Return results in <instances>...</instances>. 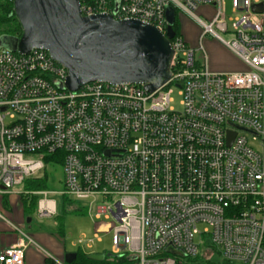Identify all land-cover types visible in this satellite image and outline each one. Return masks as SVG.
Instances as JSON below:
<instances>
[{
  "label": "built area",
  "instance_id": "obj_1",
  "mask_svg": "<svg viewBox=\"0 0 264 264\" xmlns=\"http://www.w3.org/2000/svg\"><path fill=\"white\" fill-rule=\"evenodd\" d=\"M201 5L214 7L208 22L195 14ZM79 6L83 15L137 19L163 34L167 10H179L244 69L210 71L201 37L191 47L174 32L170 77L154 91L104 81L70 90L67 69L46 50L0 48V194L42 170L44 155L58 153L61 194L86 203L93 222L114 219L111 254L135 264H196L213 254L217 264H264V0H231L234 18L225 15V0H79ZM173 88L179 109L169 106ZM47 193L36 192L43 195L39 217L56 212ZM11 226L17 241L0 251V264H24L35 241ZM102 231L76 244L90 246Z\"/></svg>",
  "mask_w": 264,
  "mask_h": 264
},
{
  "label": "water",
  "instance_id": "obj_2",
  "mask_svg": "<svg viewBox=\"0 0 264 264\" xmlns=\"http://www.w3.org/2000/svg\"><path fill=\"white\" fill-rule=\"evenodd\" d=\"M13 12L21 35L0 46L26 53L32 48L46 50L67 69L65 87L76 90L90 81L111 84L136 83L152 92L170 77V38L173 15L163 34L151 23L137 19H115L111 14L83 15L79 0H13ZM117 4V1H116ZM260 11L261 4H253ZM229 132V138L232 137ZM110 257L112 254H105ZM105 255L90 253L102 260ZM75 253L65 255L71 263Z\"/></svg>",
  "mask_w": 264,
  "mask_h": 264
},
{
  "label": "rangeland",
  "instance_id": "obj_3",
  "mask_svg": "<svg viewBox=\"0 0 264 264\" xmlns=\"http://www.w3.org/2000/svg\"><path fill=\"white\" fill-rule=\"evenodd\" d=\"M195 14L203 21L208 22L213 15V11L207 6H202ZM181 15L180 19H183L181 33L186 36L193 37V47L199 45V38L201 37L200 44L207 55L208 67L211 70L216 71L217 68H222L224 69L222 71H233L243 67L240 61L228 54L229 49L220 41L215 39L211 33L202 34L203 28L194 19L192 20L183 13ZM225 15L227 18H234L236 16V13H233L232 11L231 0H225ZM228 27H231L230 22L228 23ZM216 31L222 38H230L228 33H224L219 30ZM177 32L179 34V31ZM170 98L171 102L169 103V106L174 109H179L181 96L178 89L173 88L171 90ZM42 177H45L44 186L36 187V184L40 183ZM62 180V166L49 163L45 164L44 168L30 177V179L23 181L14 187V190L21 193L20 195L25 196V194H28L25 198L27 206V213L24 218L25 232L31 237L28 225H31L32 228H38L37 226L39 224H51L53 220H56L59 223V226L63 228L65 238L69 243V241L76 242L77 239H91L95 229L100 231L104 229V231L98 234V238L95 239L90 252H98L103 255L110 253L112 246L111 227L114 225V219L112 217L107 219L102 218V224L93 222L91 216L85 212L86 203L69 198L67 199L61 194ZM37 191H47L48 193L46 197L55 201L56 212L51 217L39 218L37 216V201L39 198L43 197V195H37ZM4 204H6V202ZM107 224H109V227H105ZM198 228L201 230L202 225H198ZM74 251L76 250L74 249ZM199 251H202V246H200ZM219 260L218 255L213 254L210 258V262L202 261V263L196 264H217Z\"/></svg>",
  "mask_w": 264,
  "mask_h": 264
},
{
  "label": "crops",
  "instance_id": "obj_4",
  "mask_svg": "<svg viewBox=\"0 0 264 264\" xmlns=\"http://www.w3.org/2000/svg\"><path fill=\"white\" fill-rule=\"evenodd\" d=\"M202 6H207L214 11V7L209 5H201L196 11L198 12V9ZM168 12L173 15V20H176L179 34L189 46L193 47V37L181 33L183 19H180V16H182V12L173 9H168L167 14ZM228 54L240 61L230 50ZM208 69L210 71H215L211 70L209 67ZM242 69H244V65L238 70ZM222 70L224 69L217 68L216 71L223 72ZM20 194L21 193L14 190V188L8 192L0 194V251L17 241L18 234L12 229L11 225H16L25 232L24 218L27 213V206L25 198ZM5 202L6 204H4ZM37 227L38 228H32L31 225H28L31 238L35 241L36 245H29L26 247L24 251V264H69L65 262V255L74 252V249H79L88 254L98 253L90 252L94 242L90 246H78L76 242L72 241H69L68 243L63 228L59 226V223L56 220H53L51 224H39Z\"/></svg>",
  "mask_w": 264,
  "mask_h": 264
},
{
  "label": "trees",
  "instance_id": "obj_5",
  "mask_svg": "<svg viewBox=\"0 0 264 264\" xmlns=\"http://www.w3.org/2000/svg\"><path fill=\"white\" fill-rule=\"evenodd\" d=\"M13 0H0V38L3 37L5 41L11 39H18L21 35V27L13 12ZM173 32L178 31L176 20L171 24ZM0 48L17 52L16 50L0 46ZM44 163H54L60 165L58 153L44 155ZM45 177H42L40 183L36 187H43ZM30 178L25 179L27 181ZM23 196V195H22ZM28 194L23 196L26 198ZM66 198V197H65ZM68 199V198H67ZM75 259L69 264H135V260L124 253L112 254L110 257L106 256L102 260H93L87 257L88 253H84L77 249L74 251Z\"/></svg>",
  "mask_w": 264,
  "mask_h": 264
}]
</instances>
